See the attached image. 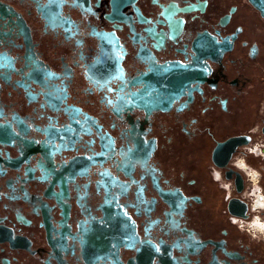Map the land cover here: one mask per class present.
I'll return each instance as SVG.
<instances>
[{
  "label": "flooded vegetation",
  "instance_id": "obj_1",
  "mask_svg": "<svg viewBox=\"0 0 264 264\" xmlns=\"http://www.w3.org/2000/svg\"><path fill=\"white\" fill-rule=\"evenodd\" d=\"M0 54V264H264L251 0H0Z\"/></svg>",
  "mask_w": 264,
  "mask_h": 264
},
{
  "label": "snow or ice",
  "instance_id": "obj_2",
  "mask_svg": "<svg viewBox=\"0 0 264 264\" xmlns=\"http://www.w3.org/2000/svg\"><path fill=\"white\" fill-rule=\"evenodd\" d=\"M49 3H53V2H56V0H48ZM59 4L62 5L65 0H58ZM73 3H77L78 0H72ZM44 7H47V5H44ZM62 23L63 24H67L68 26L65 28V32L67 33L68 37L71 38V36L75 35L76 33H73L72 32V24L73 22L71 20H67V19H64L62 20ZM77 29H78V26H77ZM111 35H115V33H111ZM109 45H111V41H106ZM112 48L114 49L115 46H112ZM112 50V49H110ZM126 55V50L124 51H113V58L116 59L117 61H120L123 59V57ZM12 59L11 57H8L6 56L5 54H0V69H4V68H11V67H14V64L11 63L12 62ZM182 63V62H181ZM35 70V69H33ZM71 70L69 69V72ZM122 71V69H121ZM89 79L91 80H94L95 83L97 84V86L103 88L105 84H108L110 83L111 79L114 78V76L110 75L109 77L107 78H104L103 79V82H101V79H98L94 76V74L91 73V71L89 70V72L87 73ZM54 76H58L57 73L55 72H49L47 73V75L45 76H42V81H46L48 80L49 78L51 77H54ZM0 79H9L10 80V75L7 73V72H4V71H0ZM123 83V81H122ZM25 87H28L27 85H25ZM66 91V90H65ZM48 94V93H46ZM29 96H32V93L29 92L28 93ZM118 99H122L123 103L125 105L127 104H131V103H134L133 99L131 97H128L127 95H124L123 97H118ZM108 103L111 104L112 101L111 100H108ZM4 113H3V110L0 109V116H3ZM77 123H79V121H76ZM3 124H7L9 126H11V122L10 121H7V120H3V121H0V126H3ZM28 127L30 128L31 125H28ZM145 143H147V141H145ZM54 147L56 148H59L60 145H55L54 144ZM89 160L92 159V157H88ZM3 170L0 169V172H2Z\"/></svg>",
  "mask_w": 264,
  "mask_h": 264
},
{
  "label": "water",
  "instance_id": "obj_3",
  "mask_svg": "<svg viewBox=\"0 0 264 264\" xmlns=\"http://www.w3.org/2000/svg\"><path fill=\"white\" fill-rule=\"evenodd\" d=\"M251 2H253L255 6H257L264 15V0H251ZM237 191L240 192L241 188H237ZM230 208L232 211H235L236 213L247 217L246 212L248 210V205L241 199L234 198L230 203Z\"/></svg>",
  "mask_w": 264,
  "mask_h": 264
},
{
  "label": "built area",
  "instance_id": "obj_4",
  "mask_svg": "<svg viewBox=\"0 0 264 264\" xmlns=\"http://www.w3.org/2000/svg\"><path fill=\"white\" fill-rule=\"evenodd\" d=\"M248 151H250V152H252L253 154H256V155H257V154L259 153V151H260V148H259L258 146H256V145H253V146L248 147ZM248 172H249V171H248ZM254 172H256V171H254ZM254 174L258 175L257 173H254ZM251 175H252V174H251ZM256 180H257V178H256ZM256 184H257V185L253 186L252 191L256 188V189H257V193H258V194H256V195H263V196H264V191H263L262 187L259 186L257 182H256ZM252 191H251V192H252ZM253 194H254V195H252V197H251V198H252V203H253V200H254L253 197L256 196V195H255V191L253 192ZM256 197H257V196H256ZM260 212H261V210H258L256 215H259ZM253 213H254V214H253V218H252L251 221H253L254 217L256 216V215H255V212H253ZM251 224H252V223H251Z\"/></svg>",
  "mask_w": 264,
  "mask_h": 264
},
{
  "label": "clouds",
  "instance_id": "obj_5",
  "mask_svg": "<svg viewBox=\"0 0 264 264\" xmlns=\"http://www.w3.org/2000/svg\"><path fill=\"white\" fill-rule=\"evenodd\" d=\"M237 222L239 223V226L241 228H244L246 222L239 221L238 218H237ZM250 223L260 227L261 229H264V223H261V221H260V219L258 217L254 218L253 221H251ZM250 234H251L252 238H254V239L255 238H264V232H261V233L251 232Z\"/></svg>",
  "mask_w": 264,
  "mask_h": 264
},
{
  "label": "bare ground",
  "instance_id": "obj_6",
  "mask_svg": "<svg viewBox=\"0 0 264 264\" xmlns=\"http://www.w3.org/2000/svg\"><path fill=\"white\" fill-rule=\"evenodd\" d=\"M259 196H261V195H259ZM263 198H264V196H263ZM261 221V220H260ZM252 225V229H253V231H256L257 230V228L255 229V226L253 225V224H251Z\"/></svg>",
  "mask_w": 264,
  "mask_h": 264
}]
</instances>
